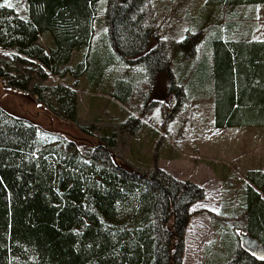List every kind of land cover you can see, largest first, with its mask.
<instances>
[{"label": "trees", "instance_id": "16d2710c", "mask_svg": "<svg viewBox=\"0 0 264 264\" xmlns=\"http://www.w3.org/2000/svg\"><path fill=\"white\" fill-rule=\"evenodd\" d=\"M24 2L22 17L0 0V50L10 51L12 61L26 69L33 67L38 80L48 74H84L91 88H97L116 57H136L147 76L156 71L170 76L161 45L149 46L152 32L144 24V0H106V33L98 47L92 45V23L99 0ZM205 4L231 8L264 0ZM44 35L50 44L40 42ZM213 44L210 65L203 49L189 75L200 96L212 82L213 128L264 127V42ZM73 53L80 56L70 66ZM25 72L0 61V84L29 93L53 116L90 135L92 127L77 121L74 88L31 82ZM133 85L130 79L115 78L109 94L124 103ZM128 123L133 131L139 125L131 118L124 126ZM115 144L114 130L101 132L91 147L77 148L56 134L41 139L38 126L0 107V264H181L188 207L202 198V189L157 167L137 172L118 166ZM235 202L241 241L248 238L264 248V170L244 174ZM229 232L222 236L225 259L216 264L230 257L226 264H264L243 244L236 247Z\"/></svg>", "mask_w": 264, "mask_h": 264}, {"label": "rangeland", "instance_id": "374dc122", "mask_svg": "<svg viewBox=\"0 0 264 264\" xmlns=\"http://www.w3.org/2000/svg\"><path fill=\"white\" fill-rule=\"evenodd\" d=\"M4 1L14 3L19 9L22 7L21 0ZM105 8L106 0H99L92 38V45L97 44V47L104 44L102 39L107 27ZM141 9L144 24L152 32L149 46L161 45L168 60L170 76L166 71H156L147 76L143 64L136 61V57L128 60L116 57L117 65L112 64L103 72L108 78L101 80L97 88H91L84 74L76 78L70 74L62 78L48 74L41 81L33 67L26 69L25 65L12 61L10 51L0 50V61H7L8 66L18 72L26 70L31 82L47 85L60 82L74 88L77 121L80 125L92 127L90 135L53 116L29 93L6 89L1 84L0 107L38 126L41 139L56 134L77 148L91 147L97 143L101 132L114 130L116 144L112 153L118 166L137 172H148L157 167L176 180L199 186L203 196L188 207L189 216L178 256L181 264H216L225 259L224 232L230 230L236 247L242 245V224L234 208L244 175L241 169L235 168L233 172L229 168L227 171L219 163L235 157V152H222L224 149L221 147L231 143L221 137L228 139L242 129L214 130L209 103L191 86L189 75L194 62L201 58L207 25L224 21L229 13L241 16L244 23L251 18L264 19V7L209 6L205 0H144ZM40 42L43 43L41 38ZM79 56L73 53L68 65L74 66ZM184 75L185 80H181ZM115 78L134 82L124 103L114 100L109 94ZM130 118L139 123L134 131L129 128V123L124 126ZM227 259L225 264L231 257Z\"/></svg>", "mask_w": 264, "mask_h": 264}, {"label": "crops", "instance_id": "0c3cea01", "mask_svg": "<svg viewBox=\"0 0 264 264\" xmlns=\"http://www.w3.org/2000/svg\"><path fill=\"white\" fill-rule=\"evenodd\" d=\"M4 1V0H3ZM22 7L21 9L17 8L14 3H5L7 6L14 7L20 16H25V2L21 0ZM264 7V4H259ZM260 7L258 5H254ZM97 12V11H96ZM231 19L224 20L218 24H209L207 25V30H205L204 36V58L208 66L210 65L212 56H213V41H219L225 45L234 44L238 45V42L241 44L249 43H260L264 42V19L254 18L247 19L246 23L242 22V17L237 14H230ZM232 20H235L233 22ZM96 21V15L92 23L93 34H94V24ZM44 44H50V39L47 35L41 37ZM93 38V35H92ZM201 55V54H200ZM200 60V59H199ZM207 90H205L204 95L206 101H208L210 111H213V92H212V82L205 85ZM230 128H241V132L235 134V136H230L228 139L226 136L221 138L226 139L225 142L231 143L228 146H222L221 149H224L222 152L228 154L235 152V157H228V162H220L223 166L222 168L233 169V172L236 169H241L242 174L244 175L249 170H264V127L261 126H244V127H230ZM226 129H214V130H223ZM221 153V152H220ZM251 154V155H250ZM234 165L235 167H232ZM230 168V169H229ZM236 168V169H235ZM231 173V172H230Z\"/></svg>", "mask_w": 264, "mask_h": 264}, {"label": "water", "instance_id": "95a60500", "mask_svg": "<svg viewBox=\"0 0 264 264\" xmlns=\"http://www.w3.org/2000/svg\"><path fill=\"white\" fill-rule=\"evenodd\" d=\"M241 243L243 244L246 250H248L247 248L250 246L252 249H256V252L255 250H253L254 253L252 252L255 256L264 257V248L260 247L255 241H252L251 239L246 238L245 240H242Z\"/></svg>", "mask_w": 264, "mask_h": 264}, {"label": "flooded vegetation", "instance_id": "af4514ba", "mask_svg": "<svg viewBox=\"0 0 264 264\" xmlns=\"http://www.w3.org/2000/svg\"><path fill=\"white\" fill-rule=\"evenodd\" d=\"M247 249H248L247 251H251V252H253V253H254V251H253V250H255V252H256V249H252V248H251V246H250V247H248Z\"/></svg>", "mask_w": 264, "mask_h": 264}, {"label": "snow or ice", "instance_id": "6c2138e0", "mask_svg": "<svg viewBox=\"0 0 264 264\" xmlns=\"http://www.w3.org/2000/svg\"><path fill=\"white\" fill-rule=\"evenodd\" d=\"M262 259H264V257H262Z\"/></svg>", "mask_w": 264, "mask_h": 264}]
</instances>
